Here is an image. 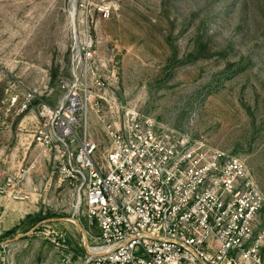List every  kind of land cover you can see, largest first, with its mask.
<instances>
[{"label":"rangeland","instance_id":"rangeland-1","mask_svg":"<svg viewBox=\"0 0 264 264\" xmlns=\"http://www.w3.org/2000/svg\"><path fill=\"white\" fill-rule=\"evenodd\" d=\"M79 1L0 0V264H56L63 245L83 251L96 230L83 194L73 197L34 140L42 106L58 102L70 76ZM114 1L108 18L94 17L101 109L151 116L243 158L264 197V0ZM90 120L105 145L93 111Z\"/></svg>","mask_w":264,"mask_h":264},{"label":"built area","instance_id":"built-area-1","mask_svg":"<svg viewBox=\"0 0 264 264\" xmlns=\"http://www.w3.org/2000/svg\"><path fill=\"white\" fill-rule=\"evenodd\" d=\"M113 2L75 3L70 76L39 112L34 140L54 154L73 197L83 194L96 229L83 251L63 245L56 264H264V197L243 158L151 116L101 109L106 62L94 17L108 18ZM92 111L105 145L91 136Z\"/></svg>","mask_w":264,"mask_h":264},{"label":"bare ground","instance_id":"bare-ground-1","mask_svg":"<svg viewBox=\"0 0 264 264\" xmlns=\"http://www.w3.org/2000/svg\"><path fill=\"white\" fill-rule=\"evenodd\" d=\"M72 15H73V18H74V11H72Z\"/></svg>","mask_w":264,"mask_h":264},{"label":"water","instance_id":"water-1","mask_svg":"<svg viewBox=\"0 0 264 264\" xmlns=\"http://www.w3.org/2000/svg\"><path fill=\"white\" fill-rule=\"evenodd\" d=\"M16 237H18V236H16Z\"/></svg>","mask_w":264,"mask_h":264}]
</instances>
